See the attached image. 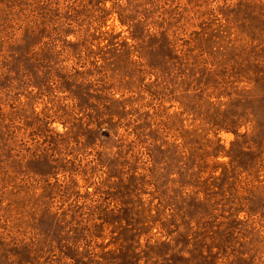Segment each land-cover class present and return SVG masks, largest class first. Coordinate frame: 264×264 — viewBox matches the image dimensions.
I'll use <instances>...</instances> for the list:
<instances>
[{
	"label": "rangeland",
	"instance_id": "374dc122",
	"mask_svg": "<svg viewBox=\"0 0 264 264\" xmlns=\"http://www.w3.org/2000/svg\"><path fill=\"white\" fill-rule=\"evenodd\" d=\"M178 188L237 200L264 264V0H0V264Z\"/></svg>",
	"mask_w": 264,
	"mask_h": 264
},
{
	"label": "trees",
	"instance_id": "16d2710c",
	"mask_svg": "<svg viewBox=\"0 0 264 264\" xmlns=\"http://www.w3.org/2000/svg\"><path fill=\"white\" fill-rule=\"evenodd\" d=\"M178 190L172 195L168 192L159 193L160 196L156 198H159L160 202L154 208L151 203L145 206L140 199L133 202L131 206L125 205L107 210L112 220H105L100 225L89 224L91 219H88V224L84 220H78L73 226L75 235L67 239L62 238V242L58 241L59 244L53 241L58 248L63 249L58 259L51 258L57 247L51 248L49 244L50 249L43 252L50 256L48 261L42 262L40 250H30V255H33L32 264H58L63 259H70L71 264H218L219 259H224V253L230 247L233 253L229 256L233 255L234 259L227 258V262L223 264H235L236 260H252L245 256L250 250L249 252L242 251L244 249L242 244L239 249H236L231 240H228L236 235L238 238V234L246 230L244 228L246 222L235 216V213H239L238 205L235 204L238 203L237 200L231 197L228 200L224 198L217 200L208 193L201 198L193 194L185 195L183 188H178ZM194 209L203 211L198 212L200 215L198 220H195ZM218 217H223L225 220L218 225L223 229L213 230L215 224H209V220ZM160 223L162 230L166 231L163 235L166 238L161 237L157 240L152 236L149 238L152 230ZM84 224L86 225L83 226ZM111 224L115 225L112 232H118L115 238V243L119 244L118 247L114 250L107 249L109 245L101 244L100 252L91 249L90 244L82 248V240L78 238L81 233L86 236L90 233V236L103 238L102 235L92 233V229L98 230ZM142 236L148 237L145 244L141 242ZM208 238H212L210 245L206 242ZM218 239L220 243L215 245ZM215 248L219 251H215ZM8 262L18 264L12 260V257L8 259Z\"/></svg>",
	"mask_w": 264,
	"mask_h": 264
}]
</instances>
